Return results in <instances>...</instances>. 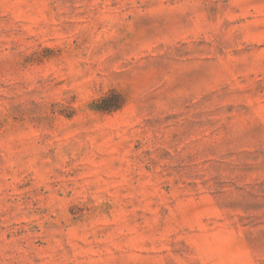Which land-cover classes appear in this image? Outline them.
I'll list each match as a JSON object with an SVG mask.
<instances>
[{"label":"rangeland","instance_id":"rangeland-1","mask_svg":"<svg viewBox=\"0 0 264 264\" xmlns=\"http://www.w3.org/2000/svg\"><path fill=\"white\" fill-rule=\"evenodd\" d=\"M0 264H264V0H0Z\"/></svg>","mask_w":264,"mask_h":264},{"label":"trees","instance_id":"trees-1","mask_svg":"<svg viewBox=\"0 0 264 264\" xmlns=\"http://www.w3.org/2000/svg\"><path fill=\"white\" fill-rule=\"evenodd\" d=\"M113 94L116 97V101H114L113 103H110V105H103V106L98 107V108L101 110H111V109L118 108L122 104V98H121L119 93H113Z\"/></svg>","mask_w":264,"mask_h":264}]
</instances>
